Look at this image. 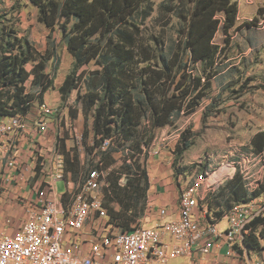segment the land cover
I'll return each instance as SVG.
<instances>
[{"label": "trees", "instance_id": "obj_1", "mask_svg": "<svg viewBox=\"0 0 264 264\" xmlns=\"http://www.w3.org/2000/svg\"><path fill=\"white\" fill-rule=\"evenodd\" d=\"M27 1L37 9L40 24L50 32L60 30L73 58L72 70L58 92L62 100L76 92L75 104L80 105L85 122L84 152L98 159L91 170L108 171L103 198L108 223L122 232L134 230L140 227L137 222L147 211L150 181L146 161L156 131L173 125L182 115L194 113L207 97L211 80L219 73L217 60L222 50L214 38L220 30L225 35L224 43L228 42L237 22V3L185 0L188 4L182 2L174 11L182 23L179 41L165 47L159 39H146L143 34V23L154 10L153 0ZM1 12L0 117L25 116L35 101L43 104L44 95L53 89L54 78L45 70L52 51L38 52L15 26L7 25ZM28 64L30 70L26 69ZM90 64L95 69L81 70ZM77 113L75 109L73 118ZM107 139L111 143L104 148ZM193 143L191 134L184 131L175 155L184 154ZM249 145L254 152L264 153V130L256 132ZM56 152L63 159L66 176L70 174L79 183L78 154L66 149L64 142L60 148L57 142ZM116 155L121 160L118 167ZM263 192L264 182L249 192L240 175L235 174L208 195L204 201L207 215L213 213L215 219H220L234 204ZM243 246L261 257L264 219L251 223L249 233L243 236Z\"/></svg>", "mask_w": 264, "mask_h": 264}, {"label": "rangeland", "instance_id": "obj_2", "mask_svg": "<svg viewBox=\"0 0 264 264\" xmlns=\"http://www.w3.org/2000/svg\"><path fill=\"white\" fill-rule=\"evenodd\" d=\"M233 1L237 3L238 10L236 26L231 30L226 44L222 31L219 30L215 35L214 43L222 50L217 60L219 73L211 80L207 97L194 113L182 115L173 125L157 130L148 150L146 169L150 187L161 188L164 192L173 190L176 208L179 205L180 190L190 186L195 175L207 171L206 169L215 171L211 180L216 181L219 187L237 174V162L248 159L250 153L254 152L249 145L251 137L259 130H264V0ZM182 2L188 4L185 0H153L154 10L143 23L144 37L157 38L165 47L175 45L179 41L178 31L182 23L176 18L174 11L183 5ZM0 9L8 20L7 25L15 26L19 35L26 37L38 52L45 54L52 51V58L45 70L53 76L54 86L44 95L43 103L55 109L52 116L53 124L47 133L53 146L42 155L51 166H57L59 161L56 152L57 142L59 148L64 142L66 149L72 154H78L81 172L73 194L77 193L80 191V182L98 159L84 152L82 140L85 122L80 105L75 104L76 92L74 91L67 100H62L58 92V87L72 70L73 58L66 50L60 30L54 28V31L50 32L40 24L37 21V9L27 0L18 3L15 0H0ZM245 23L252 24L246 26ZM197 67L199 68V64ZM30 68L31 65L28 64L26 69ZM90 69H95V66L90 64L81 68L82 71ZM27 88L30 90L29 82ZM39 106L40 103L35 101L30 109L31 116H37ZM75 109H78V113L73 118ZM86 125L90 128L91 120H88ZM184 131L191 134L194 143L184 154L175 155L176 146ZM88 143H91V137ZM115 157L117 161L115 167H118L121 164L120 155ZM61 160L63 161L62 157ZM245 163L254 166L258 162L251 159ZM255 168L261 171V164ZM23 169H27L24 164ZM107 172L103 170L101 176L103 185L94 193L100 194L103 198L104 188L108 186L105 179ZM25 175V180L31 182L29 178L31 174L25 172ZM263 176V172L258 174L256 172L254 179L262 180ZM26 181L23 183L16 180L4 185L0 183V204L4 202L5 195L16 199L19 193L23 194L24 191L20 187L24 184L26 186L28 183ZM260 186L261 184L258 188ZM66 190L65 182L59 180L56 183V192L64 194ZM113 206L119 209L115 204ZM159 210L160 208L152 213L146 211L145 216L137 222L139 226H154V221H159ZM204 211H207V208ZM206 217L215 218L213 213L206 214ZM17 221H20L19 218ZM2 222L7 226L5 219ZM220 226L225 227V222ZM112 232L120 234L122 231L112 225ZM70 248L76 250L77 247ZM168 264H190V259L180 258ZM203 264L209 262L203 261Z\"/></svg>", "mask_w": 264, "mask_h": 264}, {"label": "built area", "instance_id": "obj_3", "mask_svg": "<svg viewBox=\"0 0 264 264\" xmlns=\"http://www.w3.org/2000/svg\"><path fill=\"white\" fill-rule=\"evenodd\" d=\"M54 112L53 107L43 103L33 118L0 117L1 185L25 181V172L30 177L37 174L35 169H23L14 139L29 127L39 135L47 133ZM110 143V139L105 140L103 147ZM250 154L248 159L237 162L238 171L235 170L246 189L253 192L264 182V178L254 179L256 172L264 173V153ZM57 157L55 171H41L44 181L36 188L34 201H28L21 226L11 232L9 220L7 226L0 228V264H168L180 258L190 259V264H203L220 247H224L228 260L213 264H264L258 254L243 246V236L249 233L251 223L264 219V192L247 202L234 204L220 219H208L204 201L218 185L211 180L215 171L206 169L195 175L190 186L180 190L176 220L119 234L112 232L108 223L103 197L94 194L103 185V170L88 171L80 191L73 194L72 190L64 200V195L56 192V182L64 179L63 161ZM251 159L258 162L256 165L261 164V171L256 165L245 163ZM159 215L166 216V208L160 209ZM222 222L225 227L220 226Z\"/></svg>", "mask_w": 264, "mask_h": 264}, {"label": "crops", "instance_id": "obj_4", "mask_svg": "<svg viewBox=\"0 0 264 264\" xmlns=\"http://www.w3.org/2000/svg\"><path fill=\"white\" fill-rule=\"evenodd\" d=\"M33 118L36 116H31L30 113L28 114V118ZM53 124L52 118H50V127ZM49 132V130H48ZM47 132V133H48ZM47 133L45 134H37L32 127L28 128V131L25 133H20L17 135V137L14 139V143L17 149V156L21 162V164L26 165V167H29L31 169H35L37 171V174L35 176L29 177L31 179V182H26L27 185H22L20 189L24 191L23 194L18 195V197H10V195H5L4 202L0 204V228L3 227L5 224H3V220L11 221L10 229L9 231H15L18 229V227L21 226L22 222L24 221L23 215H25V208L27 207L28 203L31 201L33 202L36 198V188L39 187L40 183L44 181V177L41 174L42 170L49 169L50 173L55 171V167L51 166L49 164V161L44 158L42 153L44 151H50L52 142L50 138H48ZM58 156V155H57ZM39 164V167L37 169V165ZM25 181H22L23 183ZM61 181H64L67 187V190L64 194V200L67 199V193L71 192L75 189L76 183L71 179L70 174L66 176L64 171V179ZM58 182V181H57ZM56 182V183H57ZM42 186V184H41ZM148 199H147V211L149 212H156L159 208H166L167 215L164 217H159L158 220H155L153 225L155 226L158 224V222H166L170 220H176L178 215V208L175 206V199H174V192L166 191L164 192L161 188H152L150 187L148 192ZM8 196V197H6ZM29 201V202H28ZM19 203V204H17ZM25 206H24V205ZM158 214V213H157ZM159 215V214H158ZM19 218V222H16V219ZM16 223H15V222ZM245 248V247H244ZM246 249V248H245ZM248 251V250H247ZM252 252V251H250ZM241 254V253H240ZM238 255L239 257L241 255ZM261 258L264 260V251L261 254ZM224 262L228 260V257L225 255V249L224 247H220L219 249H216L213 256L209 258V260H203L204 262ZM234 260V259H231ZM236 261L239 259L235 258ZM212 262V264H213Z\"/></svg>", "mask_w": 264, "mask_h": 264}]
</instances>
